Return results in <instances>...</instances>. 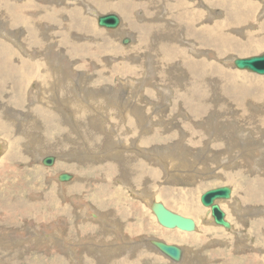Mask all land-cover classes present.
Instances as JSON below:
<instances>
[{
  "label": "bare ground",
  "instance_id": "obj_1",
  "mask_svg": "<svg viewBox=\"0 0 264 264\" xmlns=\"http://www.w3.org/2000/svg\"><path fill=\"white\" fill-rule=\"evenodd\" d=\"M41 1L42 0H0V114L2 113L1 109H6V110L11 109V110H14V112H11L10 110H8V112L10 113L12 117H17L19 115L17 110L14 109V107H22L21 98H17L21 90L22 92H24L23 91L24 86L22 85L20 87L21 80H23V82L25 80L26 83H30L35 89L38 88V90L40 89L42 92L44 89H46L47 92H49V94L43 93L47 97L40 100L41 98V93H39L40 90L38 92L36 91L33 93L28 88L29 92H26L25 96L27 97L30 94H32L34 102L33 103L30 102L29 105L27 106V109H30L31 111L36 112V113H40V117L42 114H47V111L48 112L50 111V115L51 114L56 115L55 110L57 109H55L56 108L55 103H54L55 106L52 107V105L49 104V100L47 98L48 97L50 98L52 94L57 93V94L64 96L66 99H69L71 97L69 91L73 89L75 90L73 93L77 94L78 90L80 91L82 89L83 84L89 83V77L85 75H84L85 77L81 76L83 74H88L89 72L87 73V71L91 70L89 69V64L85 63L86 59L95 58L98 60L100 56L102 57L103 53L106 51H111L117 55H122V57L126 60L131 59V60H137V61L142 62L147 57L152 58L155 61L154 62L155 67H154L153 73L151 75L148 74L149 77L146 80L145 79L146 72H142V73L135 72L136 76H140L138 79L142 80L144 78L146 81H141L140 83H135V82L132 83V86H133L132 89H133L134 94H130V95L129 94L126 95L128 89L123 90L122 88H121L122 92L120 93L109 94L111 90L110 86L113 87L110 84L111 80L109 76H112V75L115 76L116 74L119 73V71L126 72L127 70L130 71L131 69L134 74L133 67L135 66L131 68V65L129 63H124V62L120 63L119 61H117L116 63L113 62L114 64H111V65L110 64L107 65L106 63H104L107 66L104 67L102 70L100 69L102 68L103 65L99 67L100 69L98 71H101V74L96 73V72H95L96 74L94 73L95 74L94 82H97L96 84H98V82L101 81V75H102V77L104 78L103 80L106 81L107 83V90H108L107 95L109 94V102L111 104H114V106H116V108H113V107L108 108V109L106 107L105 108L107 110L111 109V113L112 111L114 112V110L115 109L117 110L118 108V110H120L119 112L120 113L122 112L124 117L128 116L130 125L133 128L139 127L142 140L140 138L139 139L144 143L143 145L153 143V142L155 143L156 138H158L161 135V133L163 134L164 129H166L167 127H170L171 125L173 127V125L175 124V122L168 115H166V113H164L163 109H161L160 107L157 108L158 109L157 111H159L158 113L152 112L153 120L150 119V117H148V114L144 110L145 107L149 104V103H146L147 101L150 102V104L157 106L156 102H151L148 99V96H152L154 94V88H156L157 92L161 93L162 89L161 87H158V85L160 86V84L161 85L172 84L173 86L172 91L175 93V96L178 98V100L182 101L181 106H183V108L181 111H185V112L187 111L188 113L194 116H200V117L210 116L212 119L214 116L215 118L220 117L218 116L219 114L225 115L223 117L225 118L226 123H224L225 121L224 120L222 124H217L218 126L221 125V128H220L221 132L219 133L213 132L209 134L208 136V137H211V140L212 139L215 140L210 149L211 151L213 150V153L211 152L212 156L210 155L211 159L213 161H217L218 163L227 164L225 166V169H223V173H222V176L224 179L228 181L232 179H235L236 181L239 180L240 182L244 181V184L247 182V189L243 193H245L246 198L248 197L250 199V203L252 201L253 205H255L256 203L264 205V145L259 143L258 149L256 150L247 149L248 146L252 144H256L259 139H262V136L264 134V79H259V77H257L256 80H250L247 77H241L236 74H230L229 68L217 64L219 62L213 63L214 59L219 60L218 57H222L224 54L225 55H228L231 53L232 54L234 53L246 54V53L255 52V51H258L264 48V10H261L263 8L260 9V7H258L257 1H251V0H86L88 4L85 3L86 6L84 7L80 6L82 5L83 2H80L78 0L77 1L79 2V4L78 5L76 4L74 6H69L68 3L64 4L62 1H60V3H55L56 2L55 0H46V4L44 3L45 5L41 6V3L43 4V2ZM193 2H195V4ZM72 3L74 4V2ZM193 7L194 8L196 7V8L194 9ZM215 8H219L220 10L223 9L222 11L223 12L226 11L227 13L225 20L217 19L218 20L217 22L220 24H218L215 21L216 20L215 18H217L218 14L220 13V10H219V13H216L212 10ZM259 9L261 10V14L263 17V18L261 17L262 19L259 20L260 26L256 23L257 21H255L257 18L254 19V17H256L254 13L257 12V10ZM88 10L92 11L93 13L95 12L96 14H98L97 17L101 15L98 11H118L122 16L123 21H122V24H120L121 25L120 28L119 29L117 28L118 30L114 29V32L112 34L116 36L117 33L119 32L117 36L121 35L122 39L124 37H127L129 42L131 40V37H130L131 35L134 40L133 41L134 43L129 45L130 43L127 42L129 43L127 44L128 46H122L123 45L122 44L121 46L124 49H121L118 46L114 47L113 44H115V42H114V39H111L112 37L111 34H107V35L102 34L103 31L100 30V28L99 30L92 28V26H94L92 25L93 22L91 23V21H93L92 20L93 15L89 13L90 17H88L86 13L84 14V12H88ZM220 14H223V13H220ZM65 15H68V17H63ZM205 21H210V22H205ZM44 23H46L47 24L46 26H48V29L46 28L47 29L46 32L48 31L47 33H44L42 31ZM33 25H35L36 27H32ZM248 26L250 27L249 30H247ZM23 27H27V31H28L27 34L23 33V29H22ZM55 28L58 30L62 29L59 35H57L59 31L56 33ZM257 28H259V30ZM231 31L233 33L237 32L235 33L237 35H232L230 33ZM135 35L137 38L135 37ZM8 36H11V38L13 39L8 38ZM51 37L55 40L54 43L50 42ZM57 38H60V39L57 40ZM83 39H85V41H82ZM24 43H26L27 49L34 50V53L24 56L22 54V51L17 49V48H22V49L25 48ZM56 44L59 45L60 47L59 50L53 49L55 48ZM181 53L182 55H180ZM55 55H58V59L60 57L59 55H64L69 61L66 63L65 62L54 63L52 61V58H55ZM155 55H157V60L155 59ZM179 55L180 57H178L177 59L180 60V62L182 63V65H180L181 72L180 71L178 72V70L174 67V61L177 60L176 56H179ZM193 55L198 57V59L193 57ZM202 55L207 56L209 59H206L207 57H205V59L203 57H202L203 59H199V57ZM73 59L75 60L73 61ZM54 60H57V58ZM92 62L94 61L92 60ZM99 62L101 63L100 60ZM57 65L59 66L57 67ZM93 65H96V64H93ZM96 66L98 67V65ZM95 69L93 67L92 71H94ZM224 72L225 74L227 73V75H225ZM70 73H73V75L75 74L76 76H78L77 79L75 80L77 82L74 81L75 82L74 86L72 85L71 81L70 82L68 81V78L72 76V74ZM79 76H81V78H79ZM134 77L135 76L133 75V78ZM261 80H262V84L260 83ZM13 83L15 84V86H12ZM30 84L28 85V87L30 86ZM76 86L78 87L76 88ZM144 86H147L146 87L147 91L145 90L146 93H143L142 91ZM95 90L93 88H90V89H87V92L88 93L97 92V90L96 91ZM140 91L141 93H139ZM164 96L171 97L170 92L167 94L165 93ZM72 106L73 105L70 102H68V109L72 108ZM77 106L79 108V111L83 113L84 115L90 112L87 108L90 105L87 106L85 104H79ZM105 110L102 109V111H105ZM60 111H64V110L62 109ZM80 112L78 113L79 115H80ZM217 113L219 114L216 115ZM28 115H30V113ZM96 115L97 117L100 116V115L98 116V114ZM96 115H94V117ZM3 116L0 115V133L4 132L12 136L14 146L20 151L19 153L11 152L10 153V156H12L11 160H14V158L23 160L25 158V160H23L25 162L19 161L17 164L19 165V168H22L23 170L24 169L29 170L28 175L30 176L35 175L34 179H37L36 169H39V168L37 165H35L34 168H31L30 162H29L30 156L28 154L29 157L28 156L24 157L25 153L22 150L23 145L25 144L27 145L29 143L28 141H30L29 145L32 144L33 147L37 146L38 148L44 149L43 151H45V153H42L43 156L40 157V161H41V158L43 159L47 155L56 156L57 162L55 165V169L57 168L59 169L74 168L75 169L74 165L76 163L67 162L65 165L63 164L62 166L61 164L62 161H60L61 160L60 157L63 156L62 153L65 151L73 152L74 150H76V156L79 154H82V156H86V154L83 153L84 148H87V147L90 148L91 150L87 153V154H90L91 152H94V151L98 152V150H100L102 147H105L104 143H106V141L104 140L105 142H103V140H101L100 138L101 136L100 137L96 136V133L94 131H91V130L86 131L83 129L85 125L87 124L90 127H93V124L92 125L90 124L92 120L88 119L90 117L84 116L85 118L81 122V125H77V123L75 122V119L72 120L73 130L71 133L72 135H74V137L78 139L82 138V141H83L82 144H80V142L76 138H72L71 141H68L66 140V138H64V139H58V140L56 139L59 143L56 142V146H54V144L52 143L55 142L54 140L55 138L50 140V139L44 138L45 136L43 138L41 137L43 133L42 131L44 130L45 126L42 127L43 129L41 131V134L38 133L40 131L38 130L35 131L34 137H32L34 140H28L25 134L30 133V129L25 128L24 130L21 131L19 126H18L19 128H17V126L15 125V122L11 123L9 120H7L8 119L7 116L6 117L5 116L3 117ZM60 117H61V114H60ZM35 118L36 117H34V119ZM230 118L237 119L239 123L230 122L229 120ZM15 119L16 118H14V120ZM191 119H194V118H191ZM21 120L22 119H20V121ZM41 120L43 119L41 118ZM58 120L60 121L59 117H58ZM117 121L118 120H116V122ZM23 122L25 123L27 122V125L29 124L28 121H23ZM51 122H49L48 120V124H45L47 126L51 125L49 127L50 129L51 127L55 126V124L54 123L51 124ZM172 122H174V124H172ZM42 123L43 122H40L36 126L34 125V127H32L33 126L32 125L29 128L36 127L38 129H41ZM117 123H119V121ZM167 123H170V124H167ZM95 124L96 123H94V125ZM15 126L17 129H15ZM68 126L66 125V128H68ZM77 126H81V128H77ZM152 126H153V130H152ZM126 127H128V125ZM160 127H162L161 131H160ZM236 127L237 128L244 127V128H250L252 130H256L254 132L255 136H253L252 139L256 140L257 142L255 141L246 146L247 140H244L238 137L240 138L239 139L240 144L235 143L234 141L235 139L232 136L231 132ZM129 128L130 127H128V129ZM150 130H152L150 132V135L146 134ZM214 130L216 129L214 128L213 131ZM83 131H86L85 132L86 134L83 133ZM96 132H98V130ZM132 133L133 132L131 131L130 134ZM171 134L173 133H171L170 131V134L166 135V137H171ZM30 135H32V132L30 133ZM45 135L48 136L46 132H45ZM66 135L68 137V134ZM37 136H38V139H37ZM196 136H191L190 139L197 145L199 144L201 145L202 143H204V141H206L205 137H203L202 135L198 137ZM134 137L135 135L133 133V138ZM136 138L138 139V137ZM0 142L2 143V140ZM51 144L53 145V147L50 148L49 145ZM78 144H80V146L83 145L81 150H77ZM26 147L29 150L30 146L29 147L26 146ZM133 147L137 151L141 148L140 144L139 146L133 145ZM108 148L110 149V147ZM113 149L116 150L118 149V147H115ZM108 153H112V149H110L107 153H104V154H108ZM34 155L35 154H33V156ZM124 155L125 156H120V157L118 156V157H113V158H111L112 156L110 155H106L107 156L106 159H102V160L98 159V161H94L95 163L93 164L86 162L85 165L87 164L86 168H88L89 174L93 171L97 172L98 174V172H101L100 170H104V172L106 171L110 175L111 179L118 176L120 180L122 181L131 180L134 182L132 186H137V184L144 181L145 187L146 186L149 187L147 177L150 176L154 172L155 168L152 167L153 169L151 171H150V167L145 168V161L141 160V158L135 157L134 155L136 154L133 155L132 152H126V154ZM108 160H113V161H108ZM160 161L166 162L169 160L165 159V160H160ZM100 162H102V164ZM251 163L253 164L254 168L251 170L250 176H246L245 170L248 168V166ZM89 164H92V165H90L89 167ZM84 166L82 167L83 169H84ZM79 168H81V166ZM181 170H182L181 166H177L172 169L171 167H169L168 176H172L173 173H177ZM195 170L196 172H198L199 170L200 175L203 172V169H200V168L196 169L195 167ZM22 172L24 173V171L21 170V173ZM177 175L178 174H175V176ZM88 176L86 177V179L88 178ZM246 177L250 179L246 180L247 179ZM81 178H84V177H81ZM81 178L79 177L78 180H74L73 183H70V184H61L65 187V190L63 191L62 194H59V193L56 194L55 191H49L47 189L40 188L38 190H40L39 192H41L40 193L41 195H37L33 199H30V196L24 191V193L21 192L16 197L17 199L15 198L16 204H13L15 205V207H10V205L12 204H9V205L7 204V206L5 207H0V232H2L3 229L4 230L8 229L9 231L10 229L11 230L13 228L15 229V230H12V232L10 233L11 236L7 235L8 237H6L8 238L7 242H9L10 239H13V241L10 244L0 242V264H41V262L37 260L41 253H44L45 255H48V256H51V255L53 256V259H50L47 264H124L125 258L128 259L132 254L135 253L132 249V251H128V252H131V254L126 253L127 255L125 254L123 259L121 260L117 252L120 248L119 242H115V241L111 243H109L110 241L104 242L109 237L110 238L113 237L112 229L114 228V225L112 224L113 223L112 214L106 213L103 206L99 204V207L101 208L98 212L96 210L90 211V209L86 207L83 213L81 211L82 215L80 214L78 216L77 214L78 212H80L79 209L82 210L83 209L82 207H84V205H80L78 209L75 205H72L73 201L71 202V204L67 202L68 198L72 200L71 198L72 195L77 196L76 197L77 201L79 200L81 201L82 198H80L78 196V193L75 192L76 190H78V186H76V184ZM74 179H75V176H74ZM40 180L41 179H38L39 183H41ZM43 183H42V186H43ZM109 185H110L109 183H107L106 186L103 184L101 188L108 189L107 190L108 192H112L115 188L113 189L109 187ZM33 187H36V186L30 187L29 189L30 192L34 191L36 188H39V187H36L34 189ZM62 190L63 189H61V192ZM91 190L92 192H94L93 189ZM74 192L77 195L74 194ZM34 193L36 192L34 191ZM140 193H141L140 198L142 199L143 196H146L144 198V201L149 203L148 207L152 209L153 205L156 203V201L154 200L155 197L148 191V189ZM10 195L11 197L15 196L13 193H11ZM61 196H65L64 199L62 198L63 203L60 200ZM117 199H118V196H117ZM13 200L14 199H12V201ZM12 201L10 200V202ZM79 204L81 203H78V205ZM244 206L247 207L246 204H244ZM55 207L57 209L63 210L64 213L57 214L55 210L53 209ZM111 209L115 211L114 215H116V211L118 210V208L116 209L115 207L112 206ZM186 209L192 210L191 207H186ZM243 211H246V210H243ZM207 212L209 211L207 210ZM121 215L127 216L124 213H122ZM207 215L208 216H204V223H206V226L208 225L206 228L207 231H204L205 236L209 234V231H208L209 226L216 225L214 223V219L211 218V215L210 214H207ZM92 216L98 220L100 219L99 220L100 222L95 220ZM89 217H91V219H94V220H90ZM144 218L145 216L143 217V219ZM136 220H139V219H136ZM137 223H138V226L141 227L142 229L146 228V226H144L146 225L144 221L143 222L142 220L141 222L137 221ZM196 224H197V221H196ZM22 225L24 226V229L26 226V229H25L26 232L24 233V235L23 233H21ZM129 225L134 227L132 224H130V222L127 226ZM131 226H129L128 228H130ZM197 227L198 226H196L195 230H197ZM238 227H240V225H238ZM251 227L255 228V233L259 231L260 234L261 233L264 234V214H262L260 218L252 220ZM168 229L173 230L176 228H168ZM233 230L234 229L232 227L231 231L233 232ZM132 231H133L132 233L135 232V227L132 228ZM142 231L144 232L145 230H142ZM85 233L87 234V237L90 239L89 244L87 245L85 244L87 241H81L82 239H84L83 237L85 235L83 234ZM2 234H5V233L2 232ZM172 234L173 235H166L169 242L180 239L175 235V233H172ZM190 234L191 235H189V237H186L188 242L190 239L192 240L194 238H202L192 233ZM237 234L240 235V238H243L244 236L242 235L244 233L240 231ZM77 239H79V243L77 242L75 243V240ZM120 239L122 241L123 240L130 241L132 238H128L127 236H124ZM154 239L161 240L162 238L159 239V238L149 237V234H146L147 241L145 242L143 239L144 243L142 244V246L138 243L140 246L134 249V250H137L136 258L132 261V263H129V264H144L146 261H151L152 264H159L161 260L154 257L156 255H153L154 253H150L149 251L150 248L155 247L153 245ZM193 242H195V240ZM44 243L49 244L50 247L52 244H54V246H56L58 250H61V252L59 253L55 251L48 252V249L42 252L39 246ZM108 243L109 245L107 246V248H105L103 252L102 247ZM189 243H191V245H194V243L192 242H189ZM173 244L175 243L173 242ZM84 246H87L88 249L90 248V250L86 249ZM184 247L185 248L183 251L182 260L180 262H175L174 264H187L188 263L190 254L186 258V254H184V252L188 250V246L187 247L184 246ZM31 248H34V249L37 248L36 254H33L32 252L25 254L23 252L24 249L26 250V249H31ZM124 249L126 250L127 248L124 247ZM155 249L157 248L155 247ZM141 251L145 252V256H142L144 253L143 252L141 253ZM121 252L123 253V251ZM214 252L216 254V251ZM216 257H217V260L213 259L214 261L212 262L207 261L208 262L207 264H228L226 263L225 260H222V256L220 254H216ZM260 258L262 259L260 255H257L254 260L260 261ZM143 259H146V260H143ZM196 260L197 259H192L190 260V262L196 264ZM249 261L250 260L248 259L245 260V262L238 260L237 264H249ZM126 264L128 263L126 262Z\"/></svg>",
  "mask_w": 264,
  "mask_h": 264
},
{
  "label": "rangeland",
  "instance_id": "obj_2",
  "mask_svg": "<svg viewBox=\"0 0 264 264\" xmlns=\"http://www.w3.org/2000/svg\"><path fill=\"white\" fill-rule=\"evenodd\" d=\"M55 1H56L55 3H60V1H62L64 4L68 3L69 6H74L76 4L78 5L79 4L78 1L83 2L82 5H80V6H83V7L86 6L85 3L88 4V2H86V0H78V1L77 0H55ZM251 1H257L258 2L257 3L258 7H260V9L263 8L261 10H264V0H251ZM41 2H43V4L41 3V6H44L46 4V0H42ZM72 2H74V4ZM52 3H54V2H52ZM193 3L195 4V2H193ZM37 9H38V7H37ZM260 9L257 10V12L254 13V15L256 16V17H254V19L257 18L255 21H257L256 23L259 26H260V21L259 20H261L263 18ZM212 10L214 12H216V13H219L220 9L219 8H215V9H212ZM222 10H220V13H223V14L219 13L217 18H215L216 22L218 20H225L226 19L227 13H226V11L223 12ZM98 12L101 15L107 14V13H116V14H118L120 16L121 24H122L123 19H122L121 14L118 11H98ZM85 13L87 14L88 17H90V14L93 15V18H92L93 21H91V23L93 22L92 25H94V26H92V28H95L97 30H99V28H100V30L103 31L102 34H106V35L107 34H111V36H112L111 39H114V42H115V44H113L114 47L118 46L121 49H124V48H122V46H128L127 44L130 43L129 45H131L132 43H134L133 42L134 40H133L132 36L130 35V37H131L130 42L124 44L123 41L127 37H124L122 39L121 35L117 36L119 32L117 33L116 36H114L112 34L114 32V29H109V28H105V27L99 26L98 25V21H97V18H98L97 15L98 14H96L95 12L93 13L92 11L88 10V12H84V14ZM63 17H68V15H65ZM210 21H212V20H210ZM210 21H205V22H210ZM218 24H220V23H218ZM46 25L47 24L44 23L43 28H42V31L44 33L48 32V31L46 32V30L48 29V26H46ZM120 26L118 27V29L120 28ZM32 27H36V26L33 25ZM22 29H23V33H26V34L28 33L27 27H23ZM249 29H250V27L248 26L247 30H249ZM257 29L259 30V28H257ZM55 31H56V33L59 31V33L57 34V35H59L60 32L62 31V29L58 30V29L55 28ZM230 33L232 35H237V34H235L237 32L233 33L231 31ZM6 37H7V35H6ZM52 37H54V36H52ZM52 37H51L50 42L54 43L55 40ZM135 37H136V35H135ZM8 38H11V36H8ZM11 39H13V38H11ZM15 39H16V37H15ZM58 39H60V38H57V40ZM82 41H85V39H83ZM24 44H25V48H23V49L22 48H17L18 50L22 51V54L24 56H27V55H30V54L34 53V50L27 49L26 43H24ZM59 48H60L59 45L56 44L55 48H53V49L59 50ZM201 52H203V51H201ZM263 52H264V48H262V49H260L258 51L251 52V53H246V54H238V53H234V54L231 53V54H228V55L224 54L223 56L221 55L222 57H218L219 60L214 59L213 63L219 62L217 64L229 68V73L230 74H236V75L241 76V77H247L250 80H256L257 77H259V79H264V74H258V73L256 74L255 72L249 71L247 69H239L236 66H234V64H233V59L234 58L249 57V56H252L254 54L256 55V53L258 55V54H261ZM112 55H114V56H112ZM180 55H182V53ZM180 55L176 56V59L178 57H180ZM244 55H246V56H244ZM59 56L60 57L62 56L61 58L59 57L60 60L58 59V55H55V58H52V61L54 63H56V62H65L66 63V62L69 61V60H67V58L64 55H59ZM193 57L198 59V57H196L194 55H193ZM202 57L205 59V57H207V56L202 55V56L199 57V59H203ZM56 58H57V60H54ZM222 58H223V60H222ZM155 59L157 60V55H155ZM206 59H209V58L207 57ZM74 60L75 59H73V61ZM92 60L94 62H92ZM99 60L101 61V63L99 62ZM117 61H119L120 63H122V62L129 63L131 65V68L133 66H135V67H133L134 68V74H133V71L131 69L130 71L127 70L128 72L127 71L126 72L125 71H119V73L116 74L115 76L114 75L109 76L110 80H111L110 84L113 86V87L110 86L111 90H110L109 94L120 93V92H122V89L123 90L124 89L125 90L128 89L126 95L134 94L133 89H132L133 88L132 83H134V82L135 83H140L141 81H146L148 79V77H149L148 74L151 75L153 73L154 67H155L154 66V62L155 61L152 58L147 57L142 62L141 61H137V60H131V59L126 60V59H124L122 57V55H117V54H115V53H113L111 51L104 52L102 57L100 56V58L98 60L95 59V58H88V59L85 60V63L89 64V69H91V70L87 71V73L89 72L88 73L89 75L88 74H83L81 76L89 77V83L83 84L82 85V89L80 91L78 90L77 94L73 93L75 91L73 89L71 91H69L70 96H71L69 99H66L64 96H62L60 94H57V93H54L55 95L52 94L50 96V98L49 97L47 98L49 100V104H51L52 107L56 105L55 109H57V110L54 109L55 112H56V115H52V114L50 115V111L49 112L47 111V114H42L41 117H40V113H36V112L31 111L30 109H27V106L29 105V103L30 102H32V103L34 102L32 94H30L27 97L25 96L26 92H29L28 88L33 93L36 92V91L38 92L40 89L38 90V88H36L37 89L36 90L30 83H26L25 80H24V82H23V80H21L20 87L22 85L24 86V90H23L24 92H22V90H21L22 94L20 92V94L18 95L17 98H21V100H22V103H21L22 105L21 106L22 107H14V109L17 110L19 115L15 112L18 116L17 117H12L10 115V113L8 112V110H10L11 112H14V110H11V109H8V110L1 109L2 113L0 115H2V116L4 115L5 117L7 116L8 119L7 118L6 119L9 120L11 123L15 122V125L17 126V128L20 127L21 131L24 130L25 128L26 129H30V133L32 132V135H30V133H28L29 135L25 134L27 136L28 140H34L32 137H34L35 131L38 130V131H40L38 133L41 134V131L43 129L42 127L45 126L44 130L42 131L43 133H42L41 137L43 138L45 136L44 138H47V139H50V140L55 138L54 139L55 142L52 143V144H54V146H56V142H58L57 141L58 139L66 138V140L71 141L72 138H76L71 133L72 130H73V128H72V120L75 119V122L77 123V125H81V122L85 118L84 116H86V117H90V118H88L89 120H92L90 122V124L91 125L93 124V127H90L87 124V125H85V127L83 129L86 130V131H89V130L94 131L96 133V136H98V137L101 136L100 137L101 140H103V142L106 141V143H104L105 147H102L100 150H98V152L94 151V152H91L90 154H87V153L91 149L88 148V147L84 148L83 149V153L86 154V156H82V154H79V155L76 156V150H74L73 152L72 151L71 152H66L65 151L66 153L63 152L64 153V154L62 153L63 156L60 157L61 158L60 161H62L61 162L62 166H63V164L65 165L67 162L76 163L74 165L75 169L74 168H67V169H59V168H57V169H55V165H56L57 161H55L52 166L44 165L42 163V158H41V161H40V157L43 156L42 153H45V151H43L44 149L38 148L37 146L33 147L32 144L29 145L30 141L27 140L29 143L26 142L28 144L27 145L25 144L22 147V150L25 153L24 157H27L28 154H29V156H30V158H29L30 161L29 162H30L31 168H34L35 165H37L38 168H39V169H36V177H37V179H34L35 175H33V176L28 175L29 174V170H26V169L23 170L22 168H19V165L17 164L19 161L25 160V158L23 160H19V159H15V158H14V160H11V158H12V156H10L11 152H18V153L20 152L19 149H17L14 146V144H13L12 136H10L8 133H4V132L0 133V141L2 140V143L0 142V145H1L0 146V207H5V206H7V204L8 205L12 204V205H10V207H15V205H13V204H16V201H15L17 199L16 197L21 192L24 193V191L30 196V199H33L37 195H41L40 194L41 192H39L40 190H38L40 188H44V189H47L49 191H55L56 194L57 193L62 194L63 191L65 190V187L63 185H61V184H70V183H73L74 180H78L79 177L80 178L84 177V178H81L79 180L80 182L79 181L77 182L76 186H78V190L75 191L76 193H78V196L80 198H82L81 201L80 200L77 201L76 200L77 196H73L72 195V197H71L72 200L70 198H68L67 202H69L71 204V202L73 201L72 205H75L78 209H79L80 205H84V207H82L83 208L82 210L79 209L80 212H78V214H77L78 216L80 214L82 215V213H83V211H84V209L86 207L89 208L90 211H95L96 210L98 212L100 210V208H101V207H99V204L101 206H103V208H104L106 213L112 214L113 223L111 221L110 222L114 225V228L112 229L113 237L112 238L109 237L104 242H109V241H110L109 243H111L113 241L119 242L120 248H119V250L117 252H118L119 258L121 260L123 259L124 255L126 253H128V254L130 253L131 254V252H128V251H132V249H133V251L135 253L132 254L128 259L125 258V260H124L125 263L123 262L124 264H126V262L128 264L132 263V261L136 258L137 250H134V249H136V247H139L140 245L142 246L144 241L145 242L147 241L146 240V234H149V237H154V238H159V239L162 238L161 239L162 241H165L167 243L171 242L170 244H173V242H174L176 245H179V246H181L183 248H185L184 246H186V247L188 246V250L187 251L185 250L186 252H184V254H186V258L190 254V258H189V261H188L187 264H194V263L190 262V260H192V259H197L196 260V264H198V263L199 264H207L209 261L212 262L214 260H217L216 254H220L222 256V260H225L226 263H228V264H237L238 260H241L242 262H245V260H247V259L250 260L249 264H264V234H262V233L260 234L259 231H257L255 233V228L251 227L252 220L258 219V218L261 217L262 214H264V205L257 204V203L255 205H253L252 201L250 203V199L248 197H247L248 198L247 199L245 193H243L247 189V182L244 184V181L240 182L239 180L236 181L235 179H232V180L228 181V180L224 179L223 176H222V173H223V169H225V166L227 164L226 163H218L217 161H213L211 159L213 150L211 151L210 149H211V146H212V144H213V142L215 140H213V139L211 140V137H208V136H209V134H211L213 132L214 133L221 132V129H220L221 125L218 126L217 124H222L223 123V121L225 120V118L223 116H225V115H221V114L217 113L216 115L219 114L218 116H220V117H216L215 118V116H214L213 119L214 118L215 119L213 120L210 116H208V117H206V116H203V117L194 116V115L188 113L187 111L186 112L185 111H181L182 108H183V106H181L182 101L181 100L179 101L178 98L175 96V93L172 91V87H173L172 84H166V85L165 84H163V85L160 84V86L158 85V87H161V89H162L161 93L157 92L156 88H154V94L152 96H148V99L151 102H156L157 106L156 105H152V104H150V102L147 101L146 103H149V104L145 107L144 110L148 114V117H150V119L153 120V117H152L153 113L152 112H154V113L157 112L158 113L159 111H157L158 110L157 108L160 107L161 109H163V112L166 113V115H168L175 122V124H174V122H172V124H174L173 127L171 125L170 127H167L166 129H164L163 130V134L161 133V135L158 138H156L155 143L153 142V143H149V144L143 145L144 143L141 141L142 140V136H141V133L139 131V127L133 128L130 125V123H129V117L128 116L124 117L123 113L122 112L120 113L119 112L120 110H118V108H117V110L115 109L114 112L112 111V113H111V109L107 110L108 108H111V107L116 108V106H114V104H111L109 102V94L107 95V93H108L107 92L108 91L107 90V83H106V81L103 80L104 78L102 77V75H101V81L102 82L99 81L100 83L98 82V84H96L97 82H94L95 81L94 75L96 73H100L101 74V71H98L100 69L99 67H101L103 65L102 68L100 69V70H102L107 65L114 64ZM104 63H106L107 65H105ZM93 64L98 65V67L96 65H93ZM144 65H145V67H144ZM180 65H182L180 60L177 59L176 61H174V67L178 70V72L180 71ZM58 66L59 65H57V67ZM93 67H94V69L96 68L94 71H92ZM143 68H144V70H143ZM135 72H139V73L146 72V77H145L146 80L144 78H143L144 80L143 79L142 80L138 79L140 76H136ZM70 74H72V76H70L68 78V81L69 82L71 81L72 85L74 86V83L77 82L75 80L77 79L78 76H76L75 74L73 75V73H70ZM224 74H225V72H224ZM133 75L135 76L134 78H133ZM225 75H227V73ZM81 76H79V78H81ZM126 76H127V78H126ZM260 83L262 84V80H261ZM29 84H30V86L28 87ZM99 84H100V86L102 88L99 86ZM128 85H130V86H128ZM12 86H15V84L13 83ZM77 87L78 86H76V88ZM89 87L93 88L94 90L96 89L97 92H89L88 93L87 89H90ZM128 87H130V88H128ZM146 87L147 86L143 87V90H142L143 93H146L145 92V90L147 91ZM81 92L83 93V95H82ZM169 92H170L171 97L164 96L165 93L167 94ZM39 93H41L40 100H42V99L47 97L43 93L49 94V92H47L46 89H44L43 92L40 90ZM139 93H141V91ZM76 95H77V97H76ZM56 96H58V97H56ZM164 97H166V98H164ZM67 101L70 102L73 105L72 108H69L70 110L68 109V102ZM79 101H81V102H79ZM54 103H55V105H54ZM79 104H85L87 106L90 105V106L87 107L90 112L88 114H85V115L83 113H81L79 111L78 106H77ZM102 105H103V107H102ZM97 107H99V108H97ZM62 109L64 111H60ZM102 109H104V110L106 109V110L102 111ZM22 111H24V112H22ZM59 111H60V113H59ZM221 111H223V110H221ZM79 112H80V115L78 114ZM29 113H30V115H28ZM62 113H63V115H62ZM95 113L98 114V116L99 115L100 116L97 117V115ZM35 114H36V116H35ZM60 114H61V117H60ZM93 114L96 115V116L94 117ZM101 114L102 115L104 114V115L102 116ZM171 114H172V116H171ZM26 115H28V116H26ZM110 115H112V116H110ZM176 115H178V116H176ZM57 116L59 117L60 121L58 120ZM109 116H110L111 119L109 118ZM34 117H36V118L34 119ZM14 118H16V119L14 120ZM29 118H31V119H29ZM32 118H33V120H32ZM41 118L43 120H41ZM44 118H45V120H44ZM114 118H115V120H114ZM191 118H194V119H191ZM201 118H203V119H201ZM20 119H22V120L20 121ZM76 119H77V121H76ZM232 119L233 118L229 119L230 122L239 123V121H237V119H233L234 121ZM48 120H49V122L52 121L51 124L52 123L55 124V126L51 127V129L49 128L51 125L50 126L45 125V124H48ZM116 120H118L119 123H117L118 121L116 122ZM23 121H28V123L30 121L31 124L29 123L27 125V122L25 123ZM183 121H184V123H183ZM40 122H43L41 124V129H38L36 127L35 128H29L32 125H33L32 127H34V125L36 126ZM66 122H68V123H66ZM113 122H114V124H113ZM219 122H221V123H219ZM64 123H65V125H64ZM94 123H96V124L94 125ZM177 123H179V124H177ZM224 123H226V120L224 121ZM167 124H170V123H167ZM58 125H59V127H58ZM61 125H63L64 128ZM66 125L67 126L69 125L68 128H66ZM127 125H128V127L131 128V130H130V128L128 129V127H126ZM209 125H210V127H209ZM16 126H15V129H17ZM175 126H177L179 129L177 127H175ZM77 128H81V126H77ZM182 128H184V129H182ZM204 128L207 129V130H205ZM214 128L216 130L213 131ZM96 129L98 130V132H96L97 131ZM113 129H114V131H113ZM115 129H116V131H115ZM161 129H162V127H160V131H161ZM152 130H153V126H152ZM152 130H150L147 133L145 131V133L150 135V132ZM86 131H83V133H85ZM102 131H103V133H102ZM131 131L135 135L134 138H133V133L130 134ZM170 131L173 134H171V137H166V135L170 134ZM183 131H184V133H183ZM255 131L256 130H252L250 128H244V127H238L237 128L236 127V128H234L232 130L231 133H232V136L235 139L234 140L235 143L240 144L239 139L242 138L244 140H247V143L245 142L246 146H247L250 143H253V142L256 141V140L252 139V137L255 136V134H254ZM45 132L48 134V136L45 135ZM62 132L64 133L65 136L63 135ZM122 132H124V133H122ZM135 132H136V134H135ZM127 133H129L130 135L127 134ZM145 133H144V135H145ZM50 134H51V136H50ZM66 134H68V137H67ZM105 134H106V136H105ZM200 135L205 137L206 141H204V143H202L201 145L200 144L197 145L196 143L191 141V139H190L191 136L198 137ZM127 136H129V137H127ZM49 137H51V138H49ZM114 137H116V138H114ZM136 137H138V139ZM164 137H165V139H164ZM238 137H240V138H238ZM37 139H38V136H37ZM76 139H78V138H76ZM161 139H162V141H161ZM110 140H112L113 142L110 141ZM78 141L80 142V144H82V142H83L82 138H79ZM263 142H264V134L262 136V139H259L256 144L250 145L251 147L248 146L247 149H249V150L255 149L256 150V149L259 148V143L264 145ZM52 144L49 145L50 148L53 147ZM80 144H78L77 150H81L82 149L83 145L80 146ZM139 144H140L142 149L140 148L137 151L133 147V145L134 146H137V145L139 146ZM26 146H28V147L32 146L31 147L32 149L29 147V150H28V148ZM234 146H236V145H234ZM108 147H110V149H112V153L104 154V153H107L110 150ZM115 147H118V149L114 150L113 148H115ZM20 150H21V148H20ZM30 150H31V152H30ZM103 150H105V151H103ZM125 150H126V152H132L133 155L136 154V155H134L135 157L141 158V160H144L145 161V168L150 167V171L153 169L152 167L155 168L154 172L150 176L147 177V180H148V183H149V187L148 186L145 187L144 181H142L139 184H137V186H132V184L134 182L131 181V180L122 181V180H120V178L118 176L114 177L113 179H111L110 175L106 171L104 172V170H100L101 172H98V174L101 173L103 176L101 174L98 175L97 172H94V171L89 174L88 168H86L87 164L85 165L86 162L93 164V163H95L94 161H98V159L99 160L106 159L107 158L106 155L112 156L111 158L118 157V156L119 157L120 156H125L124 155V154H126ZM68 153H70V154H68ZM33 154H35V155L33 156ZM204 154H205V156H204ZM9 157H10V159H9ZM57 158H58V156H57ZM165 159H167L169 161H166V162L160 161V160H165ZM108 161H113V160H108ZM23 162H25V161H23ZM100 163L102 164V162H100ZM92 164H89V167ZM251 164L249 166L247 165L248 166L247 169L245 168L246 169L245 170V175L246 176H250V172L254 168L253 164L252 165ZM80 166H81V168H79ZM83 166H84V169L82 168ZM177 166H181L182 170L177 172V173H173L172 176H168V168L171 167V169H172V168H175ZM3 167H4V169H3ZM195 167H196V169L197 168L203 169V172L201 173V175L199 173V170H198V172H196ZM18 168L21 169L22 171H24V173L23 172L21 173V170H19ZM94 170H96V169H94ZM62 172H67V173L73 174L75 176V179L73 177L70 181H63V182L59 181L58 180V175L60 173H62ZM248 173H249V175H248ZM175 174H178L179 177H178V175L175 176ZM87 176H88V178L86 179ZM38 179H41L40 180L41 183H39ZM249 179L250 178H247L246 180H249ZM87 180L90 181V182H88ZM42 183H43V186H42ZM107 183H109L111 185V186L109 185V187H111L113 189L115 188L114 190L112 189L113 190L112 192H108L107 191L108 189L101 188L103 184L106 186ZM32 186L39 187V188L33 187L34 189L36 188L34 190L36 193H34V191H32V192L29 191L30 187H32ZM88 186H90V187H88ZM117 186H118V188H117ZM219 186H230V187H232L233 191H232L231 198L227 199V200L220 201V204H221L222 208L224 209V211L226 212L227 220L231 222V225H232L234 230L232 232L231 229H228V228H225V227H223L221 225H217L216 224V225L209 226V228H208L209 234L207 236H205L204 235L205 234L204 231H207L206 228H207L208 225L206 226V223H204V216H208L207 215L208 214L207 210H209V208L204 206L201 203L200 197L205 191H207V190H209L211 188L219 187ZM13 187L16 188V189H14ZM119 188H121V189H119ZM61 189H63L62 192H61ZM91 189H93L94 192H92ZM147 189L155 197V199L154 198L153 199L156 202H162L169 209L173 210L174 212H177L179 214L194 218L197 221V226H198L197 230H194L192 232L182 231V230L177 229V228L172 230V229H168V228L160 225L158 223L157 219H156V216H155L153 210L150 207H148L149 203L144 201V198L146 196H143L142 199L140 198V196H141L140 192H143L144 190L146 191ZM239 190H240V192H239ZM75 192H74V194H76ZM11 193H13L15 196L11 197V195H10ZM111 194H113V195H111ZM135 194H137V195H135ZM243 194H244V196H243ZM116 195L118 196V199H117ZM91 196H92V198H91ZM112 196H114V197H112ZM62 198L64 199L65 196H61V198H60L61 202L63 203ZM93 198H94V200H93ZM4 199H6L8 202L6 200H4ZM12 199H14V200L12 201ZM10 200L12 202H10ZM242 202H244V203H242ZM260 202H262V201H260ZM78 203H81V204L78 205ZM110 203H112V204L114 203V204L112 205ZM143 204H145V205H143ZM232 204L233 205L235 204V205L233 206ZM244 204H246L247 207H245ZM112 206L115 207L116 209L118 208V210L116 211V215H114L115 211H113L111 209ZM186 207H191L192 210H187ZM53 209L55 210V212L57 214H63L64 213L63 210L57 209L56 207L53 208ZM243 210H246V211H243ZM81 211H82V213H81ZM141 212H143V213H141ZM242 212H243V214H242ZM122 213L126 214L127 216L121 215ZM204 214H206V215H204ZM144 216H145V218L143 219ZM89 219L90 220H94L95 219L97 221L100 220V219L98 220L96 218L91 219V217H89ZM136 219H139V220H136ZM131 220H132V222H131ZM141 220H142V222L144 221L146 223V225H144V226H146L145 229H142L141 227L138 226L137 221L141 222ZM129 222H130V224H132L135 227V232L134 233H132L133 232L132 228H134V227L129 225L131 227L128 228L129 226H127L129 224ZM238 225H240V227H238ZM25 229H26V226H25ZM25 229H24V226L22 225L21 233H23V235L26 232ZM128 229H130V230H128ZM7 230L8 229H6V230L3 229L2 232L5 233V234H2V232H0V242L10 244L13 241V239H10L9 242H7L8 238H6V237H8L10 235V233L12 232V230H15V229L14 228L12 230L10 229V231L9 230L7 231ZM139 230H141V231H139ZM142 230H145L144 231L145 233ZM237 231L238 232L240 231V232L244 233V234H242V235H244L243 238H240V235L237 234L238 233ZM172 233H175V235L178 238H180V239H177L175 241H170L169 242V240L167 239L166 235H173ZM190 233H192L194 235H197L198 237H202L203 239L202 238H194L192 240L190 239L189 242L194 243V245H191V243H189L188 240L186 239V237H189V235H191ZM83 235H85V236L83 237L84 239H82L81 241H87L85 244L86 245L89 244V240L90 239L87 237V234L85 233ZM124 236H127L128 238H132L134 241L132 239L130 241H124V240L122 241L120 238H122ZM143 236H145V237H143ZM135 237H137V238H135ZM143 239H144V241H143ZM194 240H195V242H193ZM76 242L79 243V239L75 240V243ZM115 242H114V244H115ZM109 243L102 247L103 248L102 249L103 252H104L105 248H107ZM123 246L125 248H127L126 249L127 251L124 249ZM39 247H40V250H42V252L45 251L46 249H48V252H54V251L57 252V253L61 252V250H58V248H56V246H54V244H52L51 247H50L49 244L44 243V244H41ZM52 247H54V248H52ZM84 247L86 249H88L87 246H84ZM131 247H133V248H131ZM144 249H146V248H144ZM214 249H216V250H214ZM88 250H90V248ZM36 251H37V248L36 249L31 248V249H26V250L24 249L23 250V252L25 254L29 253V252H32L33 254H36ZM121 251H123V253ZM149 251H150V253H154L153 255H156L154 257H156L159 260H161L160 263H162V264H174L175 263L170 258H168L167 256L163 255L161 252H159L157 249H155V247L154 248H150ZM214 251H216V254H215ZM142 252L144 253L142 256H145V252L141 251V253ZM193 255H194V257H193ZM257 255H260L262 257V259L260 258V261L259 260H254ZM50 257H52V258H50ZM200 257H201V259H200ZM50 259H53L52 255L48 256V255H45L44 253H41L37 260L40 261L41 264H47ZM143 260H146V259H143ZM71 261H73V260H71ZM146 262L144 264H152L151 261H146Z\"/></svg>",
  "mask_w": 264,
  "mask_h": 264
},
{
  "label": "water",
  "instance_id": "obj_3",
  "mask_svg": "<svg viewBox=\"0 0 264 264\" xmlns=\"http://www.w3.org/2000/svg\"><path fill=\"white\" fill-rule=\"evenodd\" d=\"M98 25L116 29L121 24V18L116 13H107L98 16ZM124 43L129 42L124 39ZM233 64L239 69H247L249 71L264 74V52L249 57L234 58ZM56 161L55 155H47L42 159V163L52 166ZM74 177L73 174L62 172L58 175L59 181H70ZM232 196V187L219 186L205 191L201 197V203L208 207V214L214 219V223L225 228L231 229V222L226 218V212L222 208L220 201L230 199ZM158 223L166 228H178L182 231L192 232L196 229V220L194 218L179 214L169 209L164 203L156 202L152 208ZM153 245L165 256L174 262L182 260L184 248L176 244H170L162 240H153Z\"/></svg>",
  "mask_w": 264,
  "mask_h": 264
}]
</instances>
